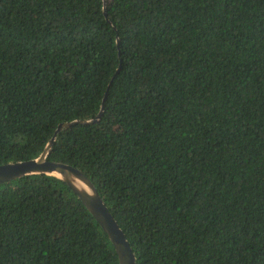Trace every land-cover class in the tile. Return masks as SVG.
<instances>
[{"label":"trees","instance_id":"1","mask_svg":"<svg viewBox=\"0 0 264 264\" xmlns=\"http://www.w3.org/2000/svg\"><path fill=\"white\" fill-rule=\"evenodd\" d=\"M94 184L137 264H264V0H0V165ZM0 264H119L62 180L0 186Z\"/></svg>","mask_w":264,"mask_h":264},{"label":"water","instance_id":"2","mask_svg":"<svg viewBox=\"0 0 264 264\" xmlns=\"http://www.w3.org/2000/svg\"><path fill=\"white\" fill-rule=\"evenodd\" d=\"M104 104L103 101L102 111L94 121H76L59 125L54 137L37 158L0 165V186L32 175L45 174L62 180L78 196L103 231L108 235L117 253L119 264H137L136 256L124 232L119 227L118 222L109 211L91 180L81 170L73 166L48 160L58 133L62 129L78 122L84 124L96 122L102 116Z\"/></svg>","mask_w":264,"mask_h":264}]
</instances>
